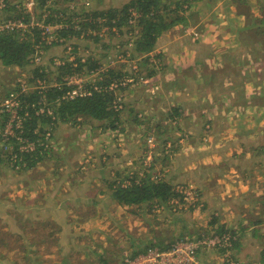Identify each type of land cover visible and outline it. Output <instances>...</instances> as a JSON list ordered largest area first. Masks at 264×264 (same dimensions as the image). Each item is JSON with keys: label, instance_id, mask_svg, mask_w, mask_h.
<instances>
[{"label": "rangeland", "instance_id": "obj_1", "mask_svg": "<svg viewBox=\"0 0 264 264\" xmlns=\"http://www.w3.org/2000/svg\"><path fill=\"white\" fill-rule=\"evenodd\" d=\"M13 1H20L19 6L30 14V19H36L35 14L46 13V8L66 6L63 0H54L51 7L49 0L44 8L35 0ZM99 1L75 0L76 11L87 2V9L92 10ZM112 1L100 3L108 6ZM200 1L203 11H207L215 0ZM256 1L240 2L246 5L247 21L225 15L231 1L224 5V14L219 13L212 23H205L202 32L193 27L195 13L190 12V18L188 12H180L191 26L177 25L171 32L163 33L149 53L135 51L133 40L139 30L135 23L132 32L123 29L121 40L115 34L102 38L101 43L90 32L92 36L81 41L70 40V44L67 41L47 50L46 61L55 57L70 61L71 71L65 72L61 79L72 73L70 77L81 76L89 87L97 82L126 79L124 82L128 84L115 91V98L124 105V110L114 127L105 121H101L106 123L101 126L90 120L78 127L60 124L53 133L50 128L49 136L55 135L52 140L46 138L45 125L38 121L37 126L44 129L38 139L41 142L45 138L51 149L49 156L43 161L38 156L34 158L36 164L23 169H20L21 159L4 160L0 164V264H103L102 261L121 264L124 253L167 246L181 234L184 238L202 234L219 236L224 234L222 228L229 230L228 224L234 226L231 231L235 232L236 245L242 244L244 253L251 251V256L256 257L252 260L255 264H264V239L254 231L261 232V227L252 226L256 217L264 219V206L259 203L264 189L262 185L257 187L258 182L252 177L244 181L245 177L264 173V153L259 150L264 147V34L260 35L264 32V2L262 5ZM113 2V7H119V0ZM250 11L256 16L250 17ZM8 14L0 11V20ZM246 25L253 26L254 35L243 29ZM234 27L239 28L233 30ZM71 43L79 46L77 54L71 52ZM86 51L99 64L97 71L87 66L78 69L79 63H86ZM172 52L176 53L175 57ZM34 69L33 64L10 69L0 61V94L6 93L18 79L34 90L41 81ZM46 69L45 81L52 87L60 79L61 71L49 66ZM164 90L166 94L160 97ZM135 117L139 121L135 122ZM150 136L153 137L151 165L146 159ZM105 146L107 157L102 154ZM120 149L123 152L115 159V150ZM27 154L24 153L25 158ZM0 156L8 158L6 154ZM134 160L137 163L134 170L123 172ZM116 170L120 175L127 174L126 177L138 171L139 178L150 171V179L169 184L179 195L172 197L170 206L162 210L150 209L148 203L130 209L114 199L119 207L113 208L109 216H103L101 208L95 205L97 191L106 187V193H112L108 185L115 177H109L108 173L114 175ZM171 176L177 179L167 180ZM202 178L204 182L200 181ZM184 187H191L199 195L186 198L180 192ZM218 192L223 202V193H234L231 210L220 201L219 206L212 203L210 207L215 208L211 211H217L218 215L207 217L205 207L203 230L171 236L172 223L168 222L189 216L191 220L193 216L199 219L201 207L206 204L200 194L208 197ZM36 207L41 208L40 213L34 212ZM58 214L64 217L63 230L55 223ZM115 217H120L121 222L115 223L113 229V224L106 228L103 219L108 218L109 222ZM211 251L216 256L222 254L223 264H244L230 257L232 251L226 253L219 248Z\"/></svg>", "mask_w": 264, "mask_h": 264}, {"label": "trees", "instance_id": "obj_2", "mask_svg": "<svg viewBox=\"0 0 264 264\" xmlns=\"http://www.w3.org/2000/svg\"><path fill=\"white\" fill-rule=\"evenodd\" d=\"M35 1L39 3L41 8L45 7L47 1L50 2L49 0ZM100 1L92 10L87 9L89 6V2H87L86 5L81 6V9L76 11L77 6L75 0H63V3L66 5L64 8L51 7V4L55 5L53 3L54 0H51L49 3V7L51 8H46L45 18H42V14L35 15H37L36 20H39L43 25L60 24L61 28L52 34V38L50 35L43 36L38 27L31 28L28 26L25 30L24 28L0 30V61L2 65L10 67V69L14 67L22 69L26 65L33 64L35 65L34 74L46 86L44 90L37 91V89L27 95L23 94L21 96L25 107L24 112H28L25 126L29 130L27 131L24 128V132L30 135L27 137L31 138L34 142L36 151L34 153H28L27 158H25L24 153L19 155V159L23 161L20 163V169H23L24 166L26 168L32 167L37 162L34 158L39 156L40 159L38 160L43 161L51 153L48 143L45 144L44 137L41 138V142L43 143L40 142L39 144L37 141L44 130L43 127L37 126L38 121H41V124L45 125L44 132L46 131V127L51 124V133L60 124H70L73 127H78L83 121L90 120L101 123V126L106 124L101 121H105L114 127V123L120 122V113L124 110V105H122L121 109L113 107L115 91L108 89L109 84H111L108 80L106 83L97 82V85H92V87L86 86V89L90 93L89 95L70 100L66 96V93L71 88L66 86L63 89H58L54 84L63 81L61 78L65 72L71 71L70 68L72 66L70 67V62L62 58L59 59L64 64L59 66L55 65L54 58L46 61V52L48 49L54 46L59 47L67 41L69 43L70 40L79 39L81 41L86 37L92 36L90 32H95L93 38L99 40L101 43L105 37H110L115 34L118 35L117 38L121 37V40L122 36L120 35H123V29L126 28L129 29L128 32L130 30L132 32L136 24L139 30L134 35L133 40L135 51L137 53H149L155 49L157 41L163 33L168 32L177 25L184 26L188 23L187 18L183 17L180 12L189 10L191 2L194 0H130L128 3L121 4L122 6L119 5V7L111 8L101 4ZM19 5H21L20 1L0 0V11L10 12L8 16L0 20V25L9 21H22L24 24L30 23V14L25 13ZM185 5L187 6L185 7ZM10 10L13 11L12 14ZM89 28L94 30L89 31ZM102 38L103 40L101 41ZM59 39H63V41ZM125 43L128 45V41H125ZM130 44L131 41H129ZM78 48L79 46L73 45L71 52L77 54L79 52ZM33 54L35 55L31 57ZM41 54L43 58L37 63L34 57ZM85 54L88 55L86 63H79L78 69L81 70L83 66H87L89 70L97 71L100 66L94 60L93 55H89L87 51ZM157 57L160 58L161 55ZM46 66L61 71L60 75H58L60 79L58 77V81L52 83V87H49V83L45 81V74L47 73ZM109 71L111 72V70ZM6 91H9V89ZM39 101H41V104L38 103ZM32 105L34 106L32 107ZM41 107L45 108L44 113L36 115L38 109ZM48 110L50 111L49 114H47ZM134 120L135 122L139 121L136 117ZM53 136L55 137L54 134H51V140L54 139ZM2 157L0 156V160ZM7 157L4 158L7 161H12L10 156L7 155ZM24 161L27 164L23 165ZM149 172L147 171L144 176L141 175L139 178L138 171H134L128 177L121 178L123 180L115 179V181L110 182L109 188L111 189L113 200H117L123 206H141L148 203L150 209L153 207L162 208L170 206L169 203L172 197H177L179 193H174L172 190L173 187L165 182H157L156 180L150 179ZM222 231L223 233H230L232 237L235 233L231 231V228L229 230L222 228ZM233 238L232 252V249H235L237 244L235 237ZM230 257L236 260L233 254Z\"/></svg>", "mask_w": 264, "mask_h": 264}, {"label": "built area", "instance_id": "obj_3", "mask_svg": "<svg viewBox=\"0 0 264 264\" xmlns=\"http://www.w3.org/2000/svg\"><path fill=\"white\" fill-rule=\"evenodd\" d=\"M43 18L45 17L43 16ZM28 26L31 28L38 27L43 36L50 35L51 38L53 37L52 34L56 32L57 29L61 28L60 24L57 23L56 25H43L39 20L30 19L29 24H24L22 21H9L0 25V30H13L17 28H24L25 30ZM42 58V54L39 56L36 55L34 60L38 63ZM53 60L57 66L64 64L59 58H54ZM81 60L84 62L83 59ZM125 80L126 79L115 81L114 83L110 82L111 84H109L108 89L116 91L123 86H126L128 83L124 82ZM44 84L45 83L42 81H39L35 89L32 90L29 89L27 83L24 84L23 80L18 79L14 82L9 91L0 94V154L2 153L10 156L12 161H19V155H22L23 153L36 151L34 142L31 138L27 137L30 135L24 132V128L26 129L25 122L27 121L26 117L28 116V112H24L25 107L21 96L37 90L38 87L39 89L37 91L44 90L46 87ZM87 85L88 84L85 83L81 76L70 77V75L63 78V81L54 84L58 89H63V87L66 86L70 87L71 90L66 93V96L70 100L89 95L90 93L86 89ZM38 103L41 104V101ZM34 105H32V107ZM113 107L116 109L122 108L119 99L115 98L113 100ZM44 109V107L39 108L36 115L44 113ZM49 113L50 111L48 110L47 114ZM50 126L51 124L46 129V138L50 137ZM26 130L28 131L29 129ZM37 141L40 144V141ZM147 142L149 148L146 153V159L150 161L151 165L153 137H148ZM180 192L181 194H185L184 196L186 198L189 197L190 199H194L197 197V192L191 187H184V190ZM233 240L234 238L227 232L219 236L202 234L198 237H182L173 241L168 248L150 246L142 252L134 254L124 253L121 264H197L198 256L202 252H209L217 248L224 249L226 253L231 252Z\"/></svg>", "mask_w": 264, "mask_h": 264}, {"label": "crops", "instance_id": "obj_4", "mask_svg": "<svg viewBox=\"0 0 264 264\" xmlns=\"http://www.w3.org/2000/svg\"><path fill=\"white\" fill-rule=\"evenodd\" d=\"M114 1V0H113ZM112 1V3H110V4H108V7L109 8H111V7H113V2ZM232 1V3L230 4V9H228L227 11H226V7L225 6H227L230 2ZM241 1H243V2H251V1H253V0H238V1H235V0H230V1H225V0H220V1H218V0H215L214 2H212V3H214L213 4V6H211L209 9H207V11H203V9L201 8V4L203 3L202 1H200V0H194L193 2H191V6H190V8H189V10L188 11H186V12H188V14L190 13V12H193V13H195V16H196V19H195V24H193L194 26L193 27H195V29H196V31H199V32H202V28H203V26L205 25V23L206 22H208V23H212V20H214V18H216L217 16H218V14L219 13H223L224 14V12L226 11L227 13L225 14V15H232V17L234 18V20H241L242 22L243 21H247L248 20V15H247V10H246V8H245V6L246 5H244L243 3H240ZM261 1V4L263 5V3L262 2H264V0H257L256 2H260ZM219 2V3H218ZM119 3H120V5L121 4H124V2H121L120 0H119ZM220 3H222V5L220 4ZM201 5V6H200ZM225 5V6H224ZM187 5H185V7H186ZM116 7V6H115ZM211 11V12H210ZM250 17L252 16V15H254V16H256L255 15V13L253 12V11H250ZM42 15H45V13H43ZM189 17L191 18V16H190V14H189ZM250 17H249V19H250ZM187 22H188V19H187ZM190 23L188 22L186 25L187 26H191V25H189ZM215 25V24H214ZM248 25H250V24H248ZM248 25H246V27H244L243 29H247V32H248V34H251V35H254V31L251 29V28H253V26H248ZM239 27H234L233 28V30H235V29H238ZM249 28V29H248ZM172 29H174V28H172ZM169 32H171L170 30L168 31V33ZM262 34H264V32H261L260 33V35H262ZM163 36V35H162ZM168 54V51H164V56H166ZM172 54H173V57H175V54L176 53H174V52H172ZM182 68H181V77H182ZM165 82V81H164ZM164 87L165 88H167L168 87V85L167 84H164ZM166 94V92H165V90L164 91H162V92H160V94H159V96L160 97H162V96H164ZM119 145V144H118ZM260 153H264V147H261L260 149ZM115 152H117L116 153V155H114V158L115 159H117L119 156H121V153L123 152L121 149L120 150H115ZM120 152V153H119ZM102 154L105 156V157H107V155L109 156V154H108V147L107 146H105L103 149H102ZM4 160H6L4 157H2V159L0 160V164L1 163H3V161ZM40 162V161H39ZM8 163V162H7ZM36 164V163H35ZM136 161L134 160V161H132V162H130L129 163V165H127L126 167H125V169L123 170V172L127 169V171H129V170H134V168H135V166H136ZM261 163H259V165H260ZM264 164V163H263ZM140 165H138V167H139ZM170 171L171 170H168V172H167V174H170ZM121 172H119L118 173V170H116V172L114 173V175H111V174H109L108 173V176L110 177V176H114L115 177V179H121V178H125L126 176H127V174H125L124 176L123 175H120L119 177H118V175L120 174ZM132 174V173H131ZM108 176H106V177H108ZM117 176V177H116ZM254 175H250L249 177H245L244 178V181H246L247 179H249V178H253L254 179V181H256V182H258V185H257V187L258 186H260V185H262V187H263V189H264V173L263 174H261V175H258V176H254ZM103 179V177L100 179V181ZM106 179H109V178H106ZM123 179H121V180H123ZM166 179V178H165ZM177 178H175V176H171L169 179H167V180H170V181H173V180H176ZM204 178H202V179H200V181H202V182H204ZM104 181H105V178H104ZM197 181H199V179L197 178ZM121 182V181H120ZM254 185V184H253ZM252 185V186H253ZM109 186V185H108ZM247 186H249L250 187V184H247ZM101 191H99V189H98V193H97V198H98V200L95 202V205L96 206H99L100 208H101V210H102V212H103V216L104 215H107V216H109L110 215V213H112L113 212V208H117V206H118V204L115 202V200H113V197H112V193L111 194H107L106 192H107V189H106V187H101ZM219 192L217 193V195H214V196H217L215 199H212V198H214V196L213 195H210V196H208L207 197V195H205V196H203L204 194H200V196L202 195V197H204V202H206V204L205 203H203V205H202V207H201V216L199 217V219H197V218H195L194 216H193V219L191 220V217L189 216L188 217V219H183V220H180V221H171V222H168V223H172L171 224V236L172 235H175V234H180V233H183L184 234V236H185V234L186 235H188V234H194V233H196L198 230H201L202 229V227L204 226L203 225V221H204V219H206L205 217L204 218H202V216H203V214H202V211H204V208L206 207V209H205V211H204V213L207 215V217H208V215H212V214H214L215 216H217L218 215V212L217 211H215V210H213V211H211V209H214L215 207H210L211 206V204L212 203H215V204H217V206H219V201H220V203L222 202V205L223 206H225L227 209H229V210H231L232 209V203H233V197H234V193L233 194H231V195H225L224 193L222 194L223 196H224V202H223V200H222V198L221 197H219ZM237 196V195H236ZM260 197L261 198H259V203H260V205H263L264 206V203H262V202H264V192L262 193V195H260ZM106 199H108V200H110L111 199V202H109V203H107V202H105V200ZM262 199V200H261ZM207 200V201H206ZM230 200H231V202H230ZM208 201H211V202H208ZM262 201V202H261ZM94 204V203H93ZM170 205V204H169ZM188 205V204H187ZM186 205V206H187ZM198 205V204H197ZM197 205H193L192 207L193 208H196L197 207ZM119 207V206H118ZM126 208H130V209H132L133 207H131V206H125ZM189 206H187V208H188ZM166 208V207H165ZM184 209H186V207L184 208ZM226 209V210H227ZM159 210H162V208H159ZM60 211V210H59ZM59 211H57V212H59ZM34 212H36V213H40L41 212V208H35L34 209ZM197 214V211H195L194 210V214L193 215H196ZM6 216V215H5ZM114 219V220H113ZM113 219H111V221L109 220V222H108V218H105V219H103V223H104V225L106 226V228L107 227H110L111 226V224H113V226L114 227H112V229L113 228H115L116 226H115V223H117V224H119L121 221H120V217H115V218H113ZM216 220V219H215ZM113 221V222H112ZM176 222H181L180 224L179 223H176ZM216 222H217V220H216ZM55 223L57 224V225H59L61 228H62V230H63V223H64V217L63 216H60L59 214H58V216L55 218ZM215 222L214 221H212V222H210V224H214ZM134 225H136V224H134ZM206 225H208V224H206ZM152 225L150 224V227H151ZM253 227H255V226H260L261 227V232H260V230L259 229H254V231H257V233H258V237H260V239H264V219H262L261 217L260 218H257L256 217V220H254V222H253V225H252ZM226 227L227 228H231L232 229V227H234L232 224H228V225H226ZM142 228H144L143 226H142ZM203 230V229H202ZM173 231H176V232H173ZM181 237H183V235L181 234V235H179V237H176L175 239L177 240L178 238H181ZM198 237V236H197ZM174 239V240H175ZM259 239V242L262 244V241ZM174 240H172V241H170V243L167 245V246H163L162 248H168L169 247V245L174 241ZM153 243V242H152ZM243 245L241 244V245H236V247H235V249L233 250V256H234V258L237 260V261H239V262H242V263H244V264H247V262H251V264L253 263V264H255L252 260H255V255L254 256H251L252 255V252L251 251H248V252H243L242 250L243 249H241V247H242ZM215 253L216 252H213V251H211V252H202V253H200L199 254V256H198V260H197V264H223L222 262H223V260H222V257H220L222 254H218L217 256L215 255ZM223 257H224V255H223ZM102 263L103 264H107V261H102Z\"/></svg>", "mask_w": 264, "mask_h": 264}, {"label": "clouds", "instance_id": "obj_5", "mask_svg": "<svg viewBox=\"0 0 264 264\" xmlns=\"http://www.w3.org/2000/svg\"><path fill=\"white\" fill-rule=\"evenodd\" d=\"M42 18H43V15H42ZM92 34H94V36H95V32H92Z\"/></svg>", "mask_w": 264, "mask_h": 264}]
</instances>
